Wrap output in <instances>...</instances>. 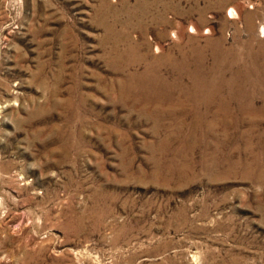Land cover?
<instances>
[{
    "label": "rangeland",
    "instance_id": "374dc122",
    "mask_svg": "<svg viewBox=\"0 0 264 264\" xmlns=\"http://www.w3.org/2000/svg\"><path fill=\"white\" fill-rule=\"evenodd\" d=\"M263 27L264 0H0V264H264Z\"/></svg>",
    "mask_w": 264,
    "mask_h": 264
},
{
    "label": "bare ground",
    "instance_id": "6f19581e",
    "mask_svg": "<svg viewBox=\"0 0 264 264\" xmlns=\"http://www.w3.org/2000/svg\"><path fill=\"white\" fill-rule=\"evenodd\" d=\"M232 16H235L234 12L231 10ZM263 32H264V27H263Z\"/></svg>",
    "mask_w": 264,
    "mask_h": 264
}]
</instances>
